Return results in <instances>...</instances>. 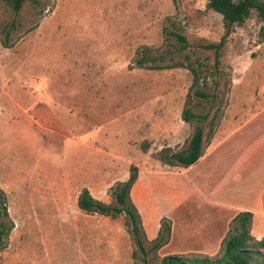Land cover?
<instances>
[{
  "label": "rangeland",
  "instance_id": "obj_1",
  "mask_svg": "<svg viewBox=\"0 0 264 264\" xmlns=\"http://www.w3.org/2000/svg\"><path fill=\"white\" fill-rule=\"evenodd\" d=\"M261 26L253 13L236 27L215 65L204 46L224 28L205 0H28L16 15L0 1V188L14 224L0 264L212 257L233 218L260 201L251 234L264 237ZM189 68L210 96L190 108L209 116L204 133L216 115L215 134L193 167H168L155 154L184 148L199 125L182 120ZM131 165L143 251L124 216L77 206L83 189L114 204L111 188ZM163 218L171 235L154 251Z\"/></svg>",
  "mask_w": 264,
  "mask_h": 264
},
{
  "label": "trees",
  "instance_id": "obj_2",
  "mask_svg": "<svg viewBox=\"0 0 264 264\" xmlns=\"http://www.w3.org/2000/svg\"><path fill=\"white\" fill-rule=\"evenodd\" d=\"M6 8L15 15L20 12L28 0H0ZM206 8L217 13L222 18L224 35L218 43L204 46L215 55V65L219 64L221 51L226 43L227 37L236 27L255 13L262 22L259 30V39L264 42V0H205ZM181 44L186 42L180 35L172 34ZM136 67L146 66V61L141 58L135 62ZM193 74V83L187 94L185 107L182 111V120L192 124L197 122L192 136L186 142L184 148L174 151L171 148H163L155 154V159L168 167H179L187 169L196 164L203 156L206 146L211 143L215 134L216 115L208 122V131L204 133L202 127L208 121V115L194 113L190 106L193 97L208 99L209 94L198 89L199 77L194 68H189ZM193 92V93H192ZM147 144L142 145V150H148ZM138 179V167L131 165L129 177L124 182H119L111 188V197L114 204L107 205L94 199L87 189H83L77 199V206L86 214H98L111 219L124 216V226L128 233L136 240L140 250H144L143 240L147 241L140 214L132 202L130 192ZM253 214L249 211L238 213L232 220L229 230L222 239L220 249L215 256H182L169 255L162 258L143 260V264H264V237L257 239L251 234ZM14 228L13 222L8 214L6 196L0 188V249L7 245L9 235ZM171 235L170 220L163 218L157 237L154 238L152 249L158 251L168 242Z\"/></svg>",
  "mask_w": 264,
  "mask_h": 264
},
{
  "label": "crops",
  "instance_id": "obj_3",
  "mask_svg": "<svg viewBox=\"0 0 264 264\" xmlns=\"http://www.w3.org/2000/svg\"><path fill=\"white\" fill-rule=\"evenodd\" d=\"M200 160V159H199ZM195 165V164H194ZM194 165H192L191 167H193ZM190 168V167H189ZM263 197V196H262ZM261 200H262V198H261ZM261 202V201H260ZM260 202L258 203V204H256V205H254V206H249V205H245V206H248V208L246 209V211H249V212H251V211H253L252 209L254 208V207H256V206H258V205H260ZM252 208V209H251ZM243 212V211H242ZM253 214V213H252ZM253 221V220H252Z\"/></svg>",
  "mask_w": 264,
  "mask_h": 264
}]
</instances>
